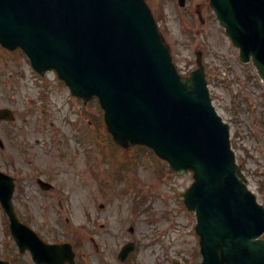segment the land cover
<instances>
[{
    "label": "rangeland",
    "instance_id": "rangeland-1",
    "mask_svg": "<svg viewBox=\"0 0 264 264\" xmlns=\"http://www.w3.org/2000/svg\"><path fill=\"white\" fill-rule=\"evenodd\" d=\"M185 1L146 0L183 76L197 69L202 52L214 106L264 205V80L239 60L209 0ZM0 107L15 113L14 122L0 121V169L16 177L20 221L45 242L72 243L75 264H124L118 254L127 242L137 247L125 264L201 260L196 214L182 196L193 173L178 176L148 148H119L97 100L84 105L70 96L54 71L38 75L20 49L0 46ZM38 177L56 189L43 191ZM9 224L0 206V261L34 264L29 252L19 253Z\"/></svg>",
    "mask_w": 264,
    "mask_h": 264
},
{
    "label": "water",
    "instance_id": "water-1",
    "mask_svg": "<svg viewBox=\"0 0 264 264\" xmlns=\"http://www.w3.org/2000/svg\"><path fill=\"white\" fill-rule=\"evenodd\" d=\"M211 6L242 61L253 58L264 78V0H211ZM0 43L22 47L40 74L55 69L73 96L86 102L99 96L118 144L149 146L179 175L194 171L184 202L198 215L204 260L195 264H264V207L235 163L200 54L199 69L181 77L144 0H0ZM13 118L0 109V119ZM13 188V178L0 171V200L21 252L29 249L36 264H73L69 245L58 252L19 222ZM132 250L123 248L120 260Z\"/></svg>",
    "mask_w": 264,
    "mask_h": 264
}]
</instances>
